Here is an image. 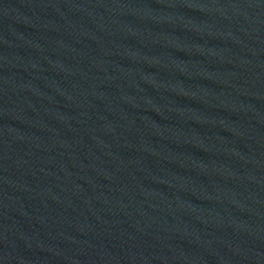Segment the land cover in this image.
Returning a JSON list of instances; mask_svg holds the SVG:
<instances>
[{
	"label": "water",
	"instance_id": "obj_1",
	"mask_svg": "<svg viewBox=\"0 0 264 264\" xmlns=\"http://www.w3.org/2000/svg\"><path fill=\"white\" fill-rule=\"evenodd\" d=\"M0 264H264V0H0Z\"/></svg>",
	"mask_w": 264,
	"mask_h": 264
}]
</instances>
